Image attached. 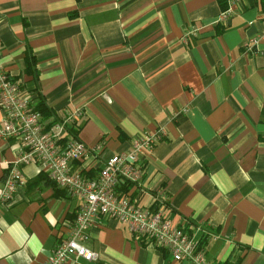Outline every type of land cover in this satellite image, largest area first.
I'll list each match as a JSON object with an SVG mask.
<instances>
[{"label": "crops", "instance_id": "obj_1", "mask_svg": "<svg viewBox=\"0 0 264 264\" xmlns=\"http://www.w3.org/2000/svg\"><path fill=\"white\" fill-rule=\"evenodd\" d=\"M220 1L0 0V64L33 106L43 97L47 128L81 109L77 137L102 145L100 161L158 133L122 193L149 211L163 204L209 263L264 264L263 0H238L218 21ZM19 152L18 138L0 139V191ZM20 170L26 185L0 201V264H47L79 201L38 165ZM85 246L95 261L66 264H188L108 217Z\"/></svg>", "mask_w": 264, "mask_h": 264}, {"label": "built area", "instance_id": "obj_2", "mask_svg": "<svg viewBox=\"0 0 264 264\" xmlns=\"http://www.w3.org/2000/svg\"><path fill=\"white\" fill-rule=\"evenodd\" d=\"M224 1L226 9L221 11L218 21L228 16L230 7L238 0ZM257 43L258 37H253L248 50ZM0 108L5 113L0 139L18 138L20 141V152L2 186L0 201H10L17 189L26 185L20 168L30 164L38 165L50 182L79 201L76 217L69 225L66 237L56 244L47 264H66L72 259L95 261L98 255L88 249L85 242L88 240V230L101 217L124 224L131 234L166 251L175 262L211 264L206 260L198 238L163 215V204L149 211L139 208L122 193L123 185L138 183L143 172L139 158L152 148L159 137L158 133H142L131 141L127 152L100 161L101 144L90 148L68 133L70 128L77 127V120L82 116L81 109L76 108L47 128L40 113L34 110L31 97L23 90L22 84L10 77L1 64ZM74 163L80 164V168L73 169ZM94 170L97 171L95 175H86ZM195 229L199 230L197 227Z\"/></svg>", "mask_w": 264, "mask_h": 264}, {"label": "trees", "instance_id": "obj_3", "mask_svg": "<svg viewBox=\"0 0 264 264\" xmlns=\"http://www.w3.org/2000/svg\"><path fill=\"white\" fill-rule=\"evenodd\" d=\"M221 3V9L224 10L226 9V5L225 3L221 0L220 1ZM25 58H26V67L24 69V73L25 74H29V75H32L34 77V79L37 78V72L35 70V60H34V57L30 55V53H26L25 55ZM36 91V87L35 89H33V92ZM34 110L39 112L41 117L44 119V120H49L52 116V111H50L45 102H44V99L42 96H40V94H37V100H36V104L34 106ZM53 124V122H50L49 125ZM79 132V128L78 126L76 127H73V128H70L68 130V133L71 134L72 136L74 137H77V134ZM87 176H91L92 174L90 172L86 173ZM52 183V182H51ZM54 185V184H53Z\"/></svg>", "mask_w": 264, "mask_h": 264}]
</instances>
